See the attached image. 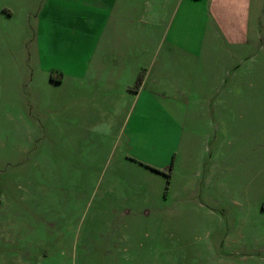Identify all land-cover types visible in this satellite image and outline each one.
Wrapping results in <instances>:
<instances>
[{
	"label": "rangeland",
	"instance_id": "374dc122",
	"mask_svg": "<svg viewBox=\"0 0 264 264\" xmlns=\"http://www.w3.org/2000/svg\"><path fill=\"white\" fill-rule=\"evenodd\" d=\"M35 1L0 0V264H264V100L253 97L264 86L248 58L237 71L218 3H198L215 14L204 26L179 5L169 33L147 37L129 89L146 76L143 94L109 101L86 79L50 82L91 53L36 51ZM175 60L193 61L191 74L171 78ZM151 78L168 98L153 97ZM179 84L188 95L172 94Z\"/></svg>",
	"mask_w": 264,
	"mask_h": 264
},
{
	"label": "crops",
	"instance_id": "0c3cea01",
	"mask_svg": "<svg viewBox=\"0 0 264 264\" xmlns=\"http://www.w3.org/2000/svg\"><path fill=\"white\" fill-rule=\"evenodd\" d=\"M203 1L45 0L41 8L37 9L36 51L38 49L39 52L45 51L46 46L55 43L60 45L62 50L71 49L91 53L89 61L74 59L56 66L54 68L56 74L48 78L52 83L60 85L63 82L73 83L72 89L78 90L83 88L82 82L86 79L98 89L94 95L99 100L120 101L123 97L127 99L132 96L139 97L141 93L143 94L146 76L143 78L141 88L133 95L129 89L140 67L146 63V51H150L146 46L147 37L152 40L153 36H162L163 33L167 35L181 4H183V17L186 16L185 18L188 19L189 11H197L201 16L199 20L203 21L204 26V20L209 18L206 12L212 13H210L211 8L208 2L203 8L198 6V3ZM210 2L218 3L219 6L213 8V11H218L221 16L216 15V19H221L220 26L225 28L226 36L237 45V71L248 58L247 61L249 60L253 65L250 70L253 74V82L264 86V0H211ZM62 5L69 6L70 15L58 13L59 9L64 8ZM80 5L85 6L84 11L77 10ZM49 12L52 13L49 14ZM203 29L198 28L199 31ZM87 35L90 36L89 44L83 45L85 41L81 42L80 39ZM72 43L74 44L71 45ZM191 48L192 43L188 44L186 40L183 47L185 55L192 51ZM171 49L169 50L172 55ZM222 57L225 63L221 67L225 69L223 74L226 75L229 74V70L224 67L228 63V49L222 48ZM193 65V61L175 60L170 67L181 71H172L171 78H177L178 74L188 76L191 74ZM163 68L166 66L158 63L155 70ZM231 74L232 83L226 87L225 93L232 101L230 107L237 112V92L240 91V87H237V72L234 71ZM150 83L152 91H156L152 93L154 98L162 99L167 95L163 92L161 96L157 95V92L161 90L156 87L159 83L155 78H151ZM182 89V84H179L172 94L188 95L189 91ZM92 96H89L90 99ZM253 97L264 100V94L260 91ZM256 111L264 113V106L258 107ZM140 161L145 165H151L145 160Z\"/></svg>",
	"mask_w": 264,
	"mask_h": 264
},
{
	"label": "trees",
	"instance_id": "16d2710c",
	"mask_svg": "<svg viewBox=\"0 0 264 264\" xmlns=\"http://www.w3.org/2000/svg\"><path fill=\"white\" fill-rule=\"evenodd\" d=\"M139 83H140V77L137 79V84H136V86H138Z\"/></svg>",
	"mask_w": 264,
	"mask_h": 264
}]
</instances>
